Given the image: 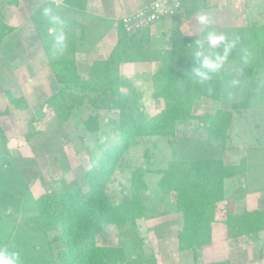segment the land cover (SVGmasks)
Segmentation results:
<instances>
[{"label":"trees","instance_id":"16d2710c","mask_svg":"<svg viewBox=\"0 0 264 264\" xmlns=\"http://www.w3.org/2000/svg\"><path fill=\"white\" fill-rule=\"evenodd\" d=\"M85 2L63 0L73 9L83 8ZM262 6L264 16V4ZM203 8H207L205 0H183L175 15L158 21L157 24L171 26L168 32L160 34L169 35L166 43L150 34L149 27L130 33L125 31L121 20L116 22L115 45L106 58L91 62L85 78L78 73L72 56L76 49L71 53L64 50V58L49 59L57 90L45 99L46 106L62 126L70 127L69 140L74 145H83L85 139L95 144L89 167L76 181L68 185L61 182L65 186L61 191L39 195L35 199V212L21 220L24 232L42 234L47 238L45 244L53 264H155L153 257L147 258L143 253L133 255L128 251L131 248L128 244L134 239L139 248H144L145 242L140 235L142 222L171 212L180 215V223H175L179 226L176 233L178 251H195L211 244L217 204L245 197L248 164L244 156L236 162L232 160L241 155L243 148L234 145L231 137L236 112L251 105L264 107V20L262 24L247 22L236 29L232 37L227 36L228 42L234 46L230 48L226 61L208 81L201 83L193 78L195 52L222 55L223 46L207 50L198 47L199 39L184 35L180 26L186 18L195 16ZM34 19H37L36 14H32L35 25L37 21ZM46 19L41 17L40 29L44 33L40 35L37 31V34L48 56L52 39ZM209 29L206 28L203 35L207 36ZM13 32L14 29L0 18V68L24 52L21 43L12 39ZM141 63L160 64L150 80L151 96L161 101L162 106L151 116H147L143 109L140 89L120 73L122 64ZM225 69L238 72L237 77L229 74L228 82L233 98L244 93L242 99L231 102L234 112L218 109L198 115L196 110L200 100L222 99ZM122 83L126 88L124 95L120 91ZM10 91V88L0 91L6 101V108L0 115L11 114L14 110L23 112L27 108L24 99L14 98ZM85 109L94 113L79 121ZM112 113L114 117H107ZM195 121L205 126L216 156L201 154L182 158L175 136L181 124ZM32 122L31 117L24 133L25 142L35 150L32 144L39 139L46 152L43 156L53 153V162H57L62 153L61 141L53 143ZM50 141L56 147L54 150H51ZM142 141L148 144L142 154L143 164L126 169L131 149ZM6 143L0 130V174L12 165L19 171L18 160L10 156ZM84 148L89 149V145L85 144ZM155 151H160L164 167L154 166ZM163 155L167 156L166 160ZM20 161L29 162L26 159ZM124 173L127 174L126 184H118L120 196L113 201L109 195L110 184L117 174ZM19 174L24 180L22 173ZM230 179L238 184L232 192L225 188V182ZM221 223L231 231L234 240L257 238L264 230V210L254 215L244 209L240 212L226 210ZM109 225L116 228L121 246L97 244V238ZM5 246L20 254L22 264L46 262L36 254L37 245L31 246V253L5 243L0 245Z\"/></svg>","mask_w":264,"mask_h":264},{"label":"rangeland","instance_id":"374dc122","mask_svg":"<svg viewBox=\"0 0 264 264\" xmlns=\"http://www.w3.org/2000/svg\"><path fill=\"white\" fill-rule=\"evenodd\" d=\"M205 1L207 8L200 9L195 16L186 18L180 26L181 32L188 35L185 32L187 28H184L187 26L189 28L187 30H190L189 36L199 39L205 50L210 48L207 36L203 35L206 28L232 37L235 30L242 28L247 22L262 24L264 20L262 14L264 0H233L231 3L219 0L217 9L211 1L209 3ZM45 7L51 8L55 15H59L65 21L67 35L65 50L71 53L76 49L75 53L72 52V56L82 78H85L91 62L106 58L116 43L115 22H109L103 17L79 15L81 9L74 10L66 6L63 0H0V18L7 26L14 29L11 34L12 39L20 42L24 50L21 57L0 68V91L10 88L11 95L14 98L24 99L27 106L23 112L14 110L11 114L0 115V130L6 138V147L10 156L18 160L19 165V171L12 165L3 169L0 174V245L5 243L28 253L32 252V245H37L36 254L39 258L46 260L37 264H53L50 262V254L45 244L47 238L42 234L24 232L21 228V220L35 212V199L39 195L61 191L65 187L60 184L61 182H64V185L75 182L81 172L89 167V158L93 156L92 150L95 148V144L90 139H85L83 145L80 143L74 145L69 140L70 127L62 126L55 119L53 111L45 104V99L57 90L48 61L54 57L64 58L63 53L58 56L48 53L47 56L43 50L44 45L39 40L37 31L40 35L44 33L40 26L43 23L42 10ZM32 14H36L35 25ZM199 15H207L211 24L208 27H202L198 22ZM45 23L50 27L47 19ZM170 29L171 26L168 24L160 28L152 27L150 34L153 36L155 33L159 34V36L155 34L159 41L166 43L169 41V35L160 34ZM160 36L163 37L160 38ZM155 65V63H141L131 65V68L127 70L123 64L120 66V73L124 78L142 92L141 104L147 116L155 114L162 106L161 101L154 100L151 96L150 76L158 70ZM227 70H224L225 75L222 76L224 83L222 99L200 100L196 110L198 115L213 113L218 109L234 112L231 102H239L244 93L233 98L234 93L229 87L228 75L237 77L238 72ZM120 91L123 95L126 93L124 83ZM5 108L6 101L0 93V113ZM93 113V110L85 109L80 120L79 116L77 119L83 121ZM114 116V113L107 115L110 118ZM31 117L32 125L48 139L53 143L57 140L61 141L62 153L57 157L59 159L57 162H53L55 158L53 153L43 156L46 152L39 144V139L32 144L35 150H32V147L25 142L24 133ZM179 129L175 139L178 141L182 158L199 157L201 154L207 157L216 156L214 145L208 140L202 123L195 121L181 124ZM232 134L231 139L234 145L243 148L241 155L232 160L236 162L244 156L248 164L246 195L241 200L231 203L223 201L217 204L216 223H213L211 227V244L195 251H178L176 233L179 226L175 223H180V215L171 212L166 216L142 222L140 235L145 242L144 248H139L140 245L136 244L137 240L132 239L133 242L130 241L132 243L128 244L131 247L128 251L133 255L143 253L147 258L153 257L155 264H209L224 260H227L229 264H264V230L257 238L237 241L231 237V231L221 223L226 210L240 212L244 209L249 215L264 210V107L251 105L247 109H240L239 113L236 112ZM82 135L86 137L84 132ZM182 136H184L183 140ZM53 143L51 150L56 148ZM85 144L89 145V149L84 148ZM147 145L142 141L139 146L131 149L126 169L143 164L142 154ZM154 154V166L164 167L160 159V151H155ZM164 158L166 160L167 156ZM19 159H26L29 162ZM19 172L24 176V180ZM126 176L125 173L117 174L110 184L109 195L113 201L120 196L118 184L125 185ZM237 185L234 179L225 182V188H228L230 192ZM97 244L119 247L122 242L116 228L109 225L97 238Z\"/></svg>","mask_w":264,"mask_h":264},{"label":"clouds","instance_id":"9594fccd","mask_svg":"<svg viewBox=\"0 0 264 264\" xmlns=\"http://www.w3.org/2000/svg\"><path fill=\"white\" fill-rule=\"evenodd\" d=\"M42 15L47 18L50 25L48 33L52 39L51 53L53 56H58L63 53L67 46L65 21L59 15H55L49 7L43 8ZM198 22L202 27H208L211 24L207 15H199ZM207 43L213 48L223 46V54L209 56L202 51L195 52L196 66L192 69L193 78L201 83L208 81L211 74L221 69L228 57L230 48L234 46L228 42L226 34L211 29L207 32ZM197 45L202 47L199 41H197ZM0 264H22L20 254L6 246L0 247Z\"/></svg>","mask_w":264,"mask_h":264},{"label":"crops","instance_id":"0c3cea01","mask_svg":"<svg viewBox=\"0 0 264 264\" xmlns=\"http://www.w3.org/2000/svg\"><path fill=\"white\" fill-rule=\"evenodd\" d=\"M83 1V0H80ZM154 0H86L85 4L83 5V8H81V11H79V15H85L88 17H99L112 22H118L126 15L130 14L133 11H136ZM211 1V4H213L214 8L217 9L219 6V0H207V3ZM223 2L230 1L228 3L233 2V0H221ZM214 2V3H213ZM74 10H79L77 8H74ZM81 26V24H79ZM163 25L160 23L153 25L152 27L160 28ZM152 27L150 30H152ZM189 29L187 26L184 27ZM185 29V32L189 35V31ZM157 36L159 34L155 33ZM154 34V35H155ZM155 35V36H156ZM155 67L157 69L160 67L159 64L155 63ZM131 65L134 66L136 64H123V67L125 69H130ZM124 69V68H123Z\"/></svg>","mask_w":264,"mask_h":264},{"label":"built area","instance_id":"2783aa9c","mask_svg":"<svg viewBox=\"0 0 264 264\" xmlns=\"http://www.w3.org/2000/svg\"><path fill=\"white\" fill-rule=\"evenodd\" d=\"M183 0H154L150 4L131 12L121 19L127 32L151 28L163 18L176 14Z\"/></svg>","mask_w":264,"mask_h":264}]
</instances>
